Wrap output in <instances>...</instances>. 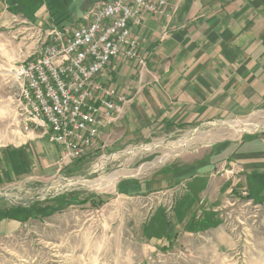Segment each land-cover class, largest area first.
Listing matches in <instances>:
<instances>
[{"label": "crops", "instance_id": "crops-1", "mask_svg": "<svg viewBox=\"0 0 264 264\" xmlns=\"http://www.w3.org/2000/svg\"><path fill=\"white\" fill-rule=\"evenodd\" d=\"M93 1L67 27L82 26ZM165 1L176 8L172 17L144 14L132 28L144 65L114 59L96 78L126 102L89 156L115 157L135 145L171 142L152 173L119 182L116 191L125 199L174 193L170 214L155 208L143 220L142 236L152 246L176 249L217 229L218 210L230 200L247 198L264 209V0ZM20 6L0 0V28L13 27L3 32L11 39L28 25H66L44 1L31 19ZM21 43L9 50L13 60L28 49ZM236 122L244 127L239 132L231 128ZM221 128L235 135L220 136ZM181 134L185 144L175 153ZM22 137L0 146V196L17 197L59 173L60 146L37 132ZM2 221L6 233L19 224L16 218Z\"/></svg>", "mask_w": 264, "mask_h": 264}, {"label": "rangeland", "instance_id": "rangeland-1", "mask_svg": "<svg viewBox=\"0 0 264 264\" xmlns=\"http://www.w3.org/2000/svg\"><path fill=\"white\" fill-rule=\"evenodd\" d=\"M43 1L53 16L68 26L80 18L89 0H17L29 19ZM11 28H0V146L17 144L26 134L11 98L8 71L27 57L28 50L12 59L9 50L24 42L20 38L25 32L11 39L3 33L13 31ZM233 127L243 128L237 122ZM219 130L220 136L223 132L226 137L235 135L228 128ZM175 140L176 153L185 143L182 134ZM167 144L171 142L143 143L109 158L88 153L57 168L53 180L35 181L17 197L0 196L3 225L5 220L21 218L17 227H9L16 228L15 232L0 231V264H264V209L247 198L227 202L218 210V228L187 246L174 249L144 241L143 220L157 207L168 216L176 195L168 191L125 199L118 196L117 183L152 173L168 150ZM20 207L28 211L25 219L19 214L23 211ZM37 207L40 214L32 212ZM220 236L225 237V244Z\"/></svg>", "mask_w": 264, "mask_h": 264}, {"label": "built area", "instance_id": "built-area-1", "mask_svg": "<svg viewBox=\"0 0 264 264\" xmlns=\"http://www.w3.org/2000/svg\"><path fill=\"white\" fill-rule=\"evenodd\" d=\"M175 11L165 0H97L82 26L26 27L27 57L8 71L11 98L24 132L62 148L57 168L94 150L116 121L126 98L96 78L114 59L144 65L132 28L144 14L170 18Z\"/></svg>", "mask_w": 264, "mask_h": 264}, {"label": "trees", "instance_id": "trees-1", "mask_svg": "<svg viewBox=\"0 0 264 264\" xmlns=\"http://www.w3.org/2000/svg\"><path fill=\"white\" fill-rule=\"evenodd\" d=\"M21 208V207H20ZM19 208V209H20ZM26 212H28L27 210H23L22 212H20L19 214H23V218L25 217V215H26ZM32 212H35V213H38V214H40V212H41V209H40V207H39V209H38V207L36 208V209H33L32 210ZM19 214H17V216H19ZM22 216V215H21ZM28 216H30V215H27V217ZM16 219H18V217H15ZM20 220L19 221H21V218H19ZM25 219V218H24Z\"/></svg>", "mask_w": 264, "mask_h": 264}, {"label": "bare ground", "instance_id": "bare-ground-1", "mask_svg": "<svg viewBox=\"0 0 264 264\" xmlns=\"http://www.w3.org/2000/svg\"><path fill=\"white\" fill-rule=\"evenodd\" d=\"M233 128H234V127H233ZM243 128H244V127H243ZM243 128L238 127V128H234V130L239 132V131H240L241 129H243Z\"/></svg>", "mask_w": 264, "mask_h": 264}]
</instances>
